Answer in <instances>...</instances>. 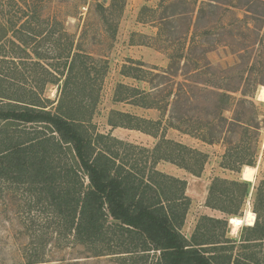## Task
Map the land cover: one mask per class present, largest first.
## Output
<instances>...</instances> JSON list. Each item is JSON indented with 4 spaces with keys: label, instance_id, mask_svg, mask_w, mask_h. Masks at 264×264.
<instances>
[{
    "label": "rangeland",
    "instance_id": "374dc122",
    "mask_svg": "<svg viewBox=\"0 0 264 264\" xmlns=\"http://www.w3.org/2000/svg\"><path fill=\"white\" fill-rule=\"evenodd\" d=\"M20 2L41 16L45 31L37 44L30 46V55L33 58V52H39L51 73L28 64L23 71L20 67L15 70L11 63L1 67L11 77H24L26 87L38 90L51 111L55 112L63 100L62 89L69 63L79 52L89 56L84 61L91 68V85L99 91L94 97L98 102L97 113L91 125H86L94 143L97 144L98 135H110L152 151L165 137L208 156L200 177L169 162L162 161L156 167L171 176L181 174V180L187 182L186 195L192 204L180 229L185 237H192L202 216L225 218L221 212L206 206V191L215 178L243 180L244 168L236 174L222 166L226 152L239 144L246 155L254 154L256 147L260 149L254 177H244L252 183V189L240 219L245 220L248 212L254 213L255 187L264 181V99L259 100L264 87V0ZM51 33L54 39L45 37ZM68 54L72 56L69 59ZM61 71H65L66 76L59 86L46 83L52 80L51 74L58 77ZM127 74L140 76L144 81ZM120 85L150 93L149 102H159L160 109L134 105L141 99L140 96L134 98L135 94H131L129 103L118 102L120 93L127 96L125 88L119 89ZM223 94L231 96L230 103L221 96ZM3 103L0 101V106ZM113 111L161 122L158 138L110 126ZM238 115L253 123V133L245 135L240 128L232 132L231 122L238 119ZM5 128L11 129L12 135H22L24 129L36 130L33 126L6 127L0 123V131ZM113 150H118L122 156V146L116 145ZM145 155L142 162L147 161L150 168L153 164L151 153ZM31 205L23 190L0 180V264H29L36 258V250L46 253V261H51L44 264H58L53 262L58 260H63V264H132V259L137 258L124 255L92 257L83 247L72 245L56 251L59 245L50 239L43 240L40 231L45 232L49 226V232H54L53 216L40 215L37 209L32 212ZM234 225L229 221L226 238L233 241L237 257L243 228L248 225L243 222V226L233 232ZM231 245L225 242L221 246ZM260 250L264 258V243ZM155 255L153 252L152 261ZM135 261L134 264L146 263Z\"/></svg>",
    "mask_w": 264,
    "mask_h": 264
},
{
    "label": "trees",
    "instance_id": "16d2710c",
    "mask_svg": "<svg viewBox=\"0 0 264 264\" xmlns=\"http://www.w3.org/2000/svg\"><path fill=\"white\" fill-rule=\"evenodd\" d=\"M40 17L20 0H0V101L4 102L0 123L36 129H24L22 135H12L9 128L0 131V180L23 190L32 212L37 209L40 215L53 216L54 232H49V226L45 232L41 229L43 240L55 241L59 245L56 251L81 246L92 257L124 255L149 264H264L260 250L264 243V181L255 187L256 221L243 228L239 256H234L235 245L226 238L229 221L243 226L240 218L252 189V183L244 177H254L260 149L256 147L254 154L246 155L239 144L226 152L222 166L236 174L244 168V180L215 178L206 206L225 218L202 216L192 237H185L180 229L192 204L186 195L187 182L156 167L162 161L169 162L200 177L208 156L165 137L152 151L110 135L100 134L94 143L86 125H91L97 113L94 97L99 91L91 85V68L84 61L89 56L79 52L73 57L68 54L67 59L72 60L67 76L65 71L58 77L49 74L53 78L46 83L57 86L66 76L63 100L55 112L51 111L38 90L26 87L22 72V78L16 79L2 70L4 64L11 63L15 70L20 67L23 71L28 64L51 73L39 52H33V58L30 55V46L36 45L45 31ZM45 37L55 38L52 33ZM126 76L144 81L137 75ZM122 88L127 96L120 93L118 102L129 103L131 94H135L134 98L141 99L134 105L160 109L159 102H149L150 93L120 85ZM221 96L230 103V95ZM263 99L264 87L259 93V100ZM241 117L232 120V132L240 128L245 135L253 133V123ZM109 124L154 138L161 128V122L120 111L112 112ZM101 142L105 145L100 147ZM116 145L122 146V156L113 150ZM149 152L153 162L150 168L147 161L142 162ZM225 242L233 245L221 246ZM35 252L36 258L29 264L51 262L46 261V253ZM153 252L156 255L152 261ZM53 262L63 264V260Z\"/></svg>",
    "mask_w": 264,
    "mask_h": 264
},
{
    "label": "bare ground",
    "instance_id": "6f19581e",
    "mask_svg": "<svg viewBox=\"0 0 264 264\" xmlns=\"http://www.w3.org/2000/svg\"><path fill=\"white\" fill-rule=\"evenodd\" d=\"M243 173H244V171H243ZM243 173H242V179H243ZM255 220H256L255 214L252 213V212H248L247 215H246V219L244 220V224H247L248 226L249 225L252 226L255 223ZM239 228H241V227L237 226V225H234L233 226V232L238 231Z\"/></svg>",
    "mask_w": 264,
    "mask_h": 264
},
{
    "label": "crops",
    "instance_id": "0c3cea01",
    "mask_svg": "<svg viewBox=\"0 0 264 264\" xmlns=\"http://www.w3.org/2000/svg\"><path fill=\"white\" fill-rule=\"evenodd\" d=\"M180 173V172H179ZM174 177H177V178H179V179H181L182 178V175L181 174H177V175H173ZM244 180V179H243ZM209 189H210V186H209V188H207V191H206V197H207V195H208V193H209ZM206 200H207V198H206ZM206 200H205V203H206Z\"/></svg>",
    "mask_w": 264,
    "mask_h": 264
}]
</instances>
